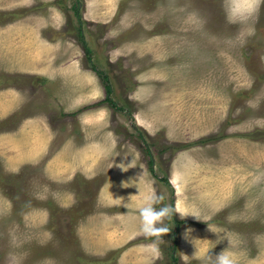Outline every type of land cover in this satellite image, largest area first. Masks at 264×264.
<instances>
[{
    "label": "rangeland",
    "instance_id": "obj_1",
    "mask_svg": "<svg viewBox=\"0 0 264 264\" xmlns=\"http://www.w3.org/2000/svg\"><path fill=\"white\" fill-rule=\"evenodd\" d=\"M187 229L264 264V0H0V264H210Z\"/></svg>",
    "mask_w": 264,
    "mask_h": 264
},
{
    "label": "clouds",
    "instance_id": "obj_2",
    "mask_svg": "<svg viewBox=\"0 0 264 264\" xmlns=\"http://www.w3.org/2000/svg\"><path fill=\"white\" fill-rule=\"evenodd\" d=\"M132 164V161L131 163ZM125 165L123 163L119 164L122 170L128 168L130 165ZM164 200V196L160 194H156L154 192H150L145 195L143 198V204L138 209V216L140 218V231L143 233L145 237H154L147 248L153 253H159V243L163 242L164 237L168 234L172 227H169L166 221L170 220L172 216L177 212V208L168 204H161ZM160 204V207H156L155 205ZM127 204H125L126 206ZM183 211V210H181ZM191 216L199 219V213L196 211H192ZM211 226L208 225L210 229ZM191 229H187L184 233V237L186 240H190V242L197 248V251L206 252L207 258L210 260V264H238L237 254L227 249H223L219 253L214 256L210 255L209 251H207L206 245L204 241L191 237ZM219 239V236H217ZM226 239H228L229 243L231 242L230 237L225 234Z\"/></svg>",
    "mask_w": 264,
    "mask_h": 264
},
{
    "label": "trees",
    "instance_id": "obj_3",
    "mask_svg": "<svg viewBox=\"0 0 264 264\" xmlns=\"http://www.w3.org/2000/svg\"><path fill=\"white\" fill-rule=\"evenodd\" d=\"M80 42L81 44L83 45V49H84V52H85V55L87 57V61L91 63V58H90V50L87 48L86 44H85V40L82 36V34L80 33ZM92 64V63H91ZM91 70L101 79L103 85H104V91H105V94H106V97H105V101L110 103L112 105V102H111V99L109 98L108 95L111 94V88H110V85H109V82H108V78L107 76L105 75V73H103L102 71L98 70L95 66L91 65ZM163 181H166V179H162ZM175 225H176V229L175 231H173V235H174V239H175V243L173 245V249L176 248V244H177V236H178V229H179V226L183 223H185V221L183 220H178L176 218L173 219ZM172 249V250H173Z\"/></svg>",
    "mask_w": 264,
    "mask_h": 264
},
{
    "label": "crops",
    "instance_id": "obj_4",
    "mask_svg": "<svg viewBox=\"0 0 264 264\" xmlns=\"http://www.w3.org/2000/svg\"><path fill=\"white\" fill-rule=\"evenodd\" d=\"M108 137H109V135H107ZM108 137H107V139H108ZM106 139V140H107ZM110 139H112V137L110 136L109 137V140ZM63 145H61L59 148L57 147V149H60L61 147H62ZM100 146V149H99V151L102 149V146L101 145H99ZM77 146H75V148H76ZM30 151H31V149H29ZM72 150V146L71 145H68V146H65L62 150H60V151H68L67 152V155H69L70 153V151ZM82 149H79L78 151H81ZM85 151V150H84ZM91 151H93V150H91ZM98 151V150H97ZM80 154V153H79ZM101 154L100 153H97L96 154V157L98 158L99 156H100ZM96 158V159H97ZM77 159L79 160L78 162H77V164H71L72 165V167L73 168H78V169H82V170H84L85 172H87V171H89L87 168H86V166L89 164V162H91L92 160L94 161V159L95 158H93V157H89L88 159L86 158V157H81V155H78V157H77ZM83 159V160H82ZM87 159V160H86ZM99 160L97 159V162H98ZM96 164V163H95ZM81 170V171H82ZM148 255H149V259H153V260H159V258H158V254H153L149 249H148Z\"/></svg>",
    "mask_w": 264,
    "mask_h": 264
}]
</instances>
